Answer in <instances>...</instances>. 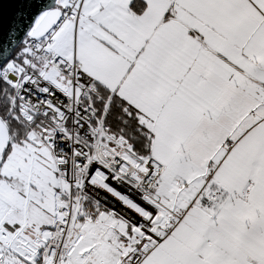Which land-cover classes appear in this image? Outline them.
<instances>
[{
    "label": "snow or ice",
    "instance_id": "6c2138e0",
    "mask_svg": "<svg viewBox=\"0 0 264 264\" xmlns=\"http://www.w3.org/2000/svg\"><path fill=\"white\" fill-rule=\"evenodd\" d=\"M0 264H264V0H0Z\"/></svg>",
    "mask_w": 264,
    "mask_h": 264
}]
</instances>
